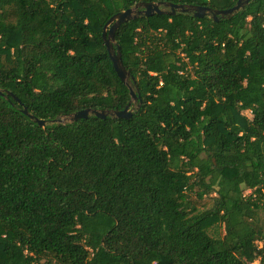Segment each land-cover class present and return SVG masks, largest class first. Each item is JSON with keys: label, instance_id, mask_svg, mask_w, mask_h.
Instances as JSON below:
<instances>
[{"label": "trees", "instance_id": "obj_1", "mask_svg": "<svg viewBox=\"0 0 264 264\" xmlns=\"http://www.w3.org/2000/svg\"><path fill=\"white\" fill-rule=\"evenodd\" d=\"M237 1L0 0V264H264V0L126 21L132 115L51 124L131 101L115 13Z\"/></svg>", "mask_w": 264, "mask_h": 264}, {"label": "water", "instance_id": "obj_2", "mask_svg": "<svg viewBox=\"0 0 264 264\" xmlns=\"http://www.w3.org/2000/svg\"><path fill=\"white\" fill-rule=\"evenodd\" d=\"M250 0H238L236 4L228 9H211L208 6L203 5H187V4H174V3H162V2H142L139 3L131 8L119 11L115 13L108 21V23L104 27L103 31V38L104 43L107 49V52L110 56V59L112 60L113 66L115 71L117 72L118 76L122 80L124 84L128 86L130 89L131 94V101L128 103V105L123 110H97V109H83L80 111H77L73 114H69L68 116H63L59 119H55L51 121L52 123H66V122H74L79 119L87 118L90 115H95L100 118H105L108 115L115 116V117H124L128 118L132 115L133 109H131L132 101H136L138 98H140V95H137V93L134 91L132 87L133 82V76L129 70L126 69L124 66L120 48L116 46L115 41V32L116 30L126 21L135 19L140 15L150 16L154 13H163L165 12V8H169L170 11H167V13L176 14V12H194L195 16L198 17H204L208 15H212L215 19L218 18V16L222 17H231L233 14L238 12L240 9L244 8ZM163 8H162V7ZM108 30V31H107ZM1 95H10L14 98L16 102L19 104H22L21 101L10 91L2 90L0 89ZM23 113H25L27 116H29L31 119H33L36 123H38L41 127H44L46 125V120L36 118L34 115L30 114L28 109L24 107L22 109Z\"/></svg>", "mask_w": 264, "mask_h": 264}, {"label": "rangeland", "instance_id": "obj_3", "mask_svg": "<svg viewBox=\"0 0 264 264\" xmlns=\"http://www.w3.org/2000/svg\"><path fill=\"white\" fill-rule=\"evenodd\" d=\"M133 102H134V103H132V105H131V109H134V107H135V105H136V103H135L136 101L133 100ZM214 195H215V194H214ZM209 202H210V199H207V200L205 201V203H206L207 205L210 204ZM209 206H210V205H209ZM206 207H208V206H206ZM201 208H203V207H201ZM201 208H200V209H201ZM219 230H220V232H221L222 234H224V232H225L224 227H222V228H218V231H219ZM259 246H260V244H259Z\"/></svg>", "mask_w": 264, "mask_h": 264}]
</instances>
